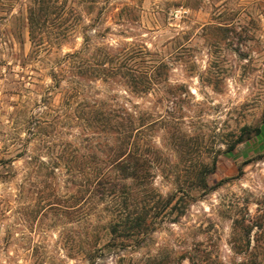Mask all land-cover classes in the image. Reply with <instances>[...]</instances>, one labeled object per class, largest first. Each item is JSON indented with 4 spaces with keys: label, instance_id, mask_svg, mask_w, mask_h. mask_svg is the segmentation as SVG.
Returning <instances> with one entry per match:
<instances>
[{
    "label": "rangeland",
    "instance_id": "obj_1",
    "mask_svg": "<svg viewBox=\"0 0 264 264\" xmlns=\"http://www.w3.org/2000/svg\"><path fill=\"white\" fill-rule=\"evenodd\" d=\"M42 1L0 0V264H264V0Z\"/></svg>",
    "mask_w": 264,
    "mask_h": 264
},
{
    "label": "trees",
    "instance_id": "obj_2",
    "mask_svg": "<svg viewBox=\"0 0 264 264\" xmlns=\"http://www.w3.org/2000/svg\"><path fill=\"white\" fill-rule=\"evenodd\" d=\"M36 8L33 12H30V38L32 41L35 40L36 33H35V28H38V24L40 22L45 21L47 17V9L48 5L44 3L42 0H36L35 2ZM44 24V23H41ZM257 133H260V129H256ZM239 140H242L240 137ZM131 163V160H130ZM125 169H129L128 175L129 177H136L137 174V163L136 161H133L132 164H129V167H123ZM161 204V200H157L156 202L153 203V205H145L142 208V211L137 212H131V211H126L123 212L119 215V220L116 222L112 223L110 225V232L112 234L119 233L120 236L126 238V237H137L140 236L141 234L145 233V231L148 229V219L147 215L149 211L152 210V208H157Z\"/></svg>",
    "mask_w": 264,
    "mask_h": 264
}]
</instances>
